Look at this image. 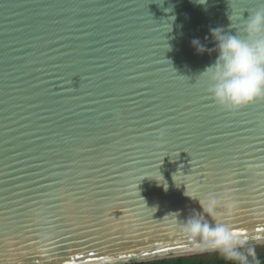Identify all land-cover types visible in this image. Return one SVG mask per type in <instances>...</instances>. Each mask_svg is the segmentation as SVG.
I'll return each instance as SVG.
<instances>
[{"label":"water","instance_id":"water-1","mask_svg":"<svg viewBox=\"0 0 264 264\" xmlns=\"http://www.w3.org/2000/svg\"><path fill=\"white\" fill-rule=\"evenodd\" d=\"M264 244V0H0V264Z\"/></svg>","mask_w":264,"mask_h":264},{"label":"trees","instance_id":"trees-1","mask_svg":"<svg viewBox=\"0 0 264 264\" xmlns=\"http://www.w3.org/2000/svg\"><path fill=\"white\" fill-rule=\"evenodd\" d=\"M133 264H264V252L249 251L248 247H243L226 253L212 252Z\"/></svg>","mask_w":264,"mask_h":264},{"label":"rangeland","instance_id":"rangeland-1","mask_svg":"<svg viewBox=\"0 0 264 264\" xmlns=\"http://www.w3.org/2000/svg\"><path fill=\"white\" fill-rule=\"evenodd\" d=\"M248 250L249 251H260V252H264V244L262 245H255V246H248Z\"/></svg>","mask_w":264,"mask_h":264}]
</instances>
